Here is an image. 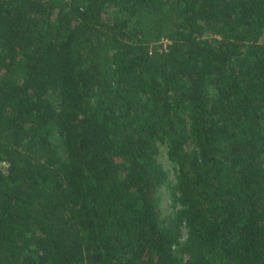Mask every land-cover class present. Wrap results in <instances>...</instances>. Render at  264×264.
Segmentation results:
<instances>
[{"label": "trees", "instance_id": "1", "mask_svg": "<svg viewBox=\"0 0 264 264\" xmlns=\"http://www.w3.org/2000/svg\"><path fill=\"white\" fill-rule=\"evenodd\" d=\"M0 264H264V0H0Z\"/></svg>", "mask_w": 264, "mask_h": 264}, {"label": "rangeland", "instance_id": "2", "mask_svg": "<svg viewBox=\"0 0 264 264\" xmlns=\"http://www.w3.org/2000/svg\"><path fill=\"white\" fill-rule=\"evenodd\" d=\"M158 160L166 169L167 178L166 183L162 184L158 188V207L161 215L164 217L175 212L178 208V203H173L171 200V192L168 189L169 185L173 184L176 180L175 170L173 164L169 161L166 156V148L161 146V151L158 153ZM183 236L185 235V228L182 229Z\"/></svg>", "mask_w": 264, "mask_h": 264}]
</instances>
